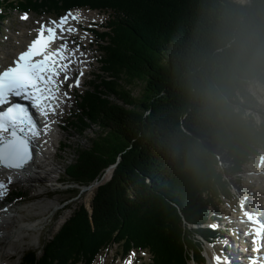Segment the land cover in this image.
Segmentation results:
<instances>
[{
  "label": "trees",
  "instance_id": "trees-1",
  "mask_svg": "<svg viewBox=\"0 0 264 264\" xmlns=\"http://www.w3.org/2000/svg\"><path fill=\"white\" fill-rule=\"evenodd\" d=\"M72 9L109 20L94 30L102 72L69 119L81 134L99 128L103 142L79 150L68 181L86 187L117 165L90 209L76 206L21 264H93L115 245L123 257L148 251L151 264H205L219 236L205 225L233 195L215 152L228 154L237 176L264 148V121L246 117L240 99L264 82V0H0V22L12 10ZM137 83L140 98L127 89Z\"/></svg>",
  "mask_w": 264,
  "mask_h": 264
},
{
  "label": "rangeland",
  "instance_id": "rangeland-1",
  "mask_svg": "<svg viewBox=\"0 0 264 264\" xmlns=\"http://www.w3.org/2000/svg\"><path fill=\"white\" fill-rule=\"evenodd\" d=\"M23 14L25 13L17 10L9 11L4 21L0 22V62L3 64H10L12 58L17 53V50L22 47V42L30 41L34 37L35 32L33 30L39 27L37 21L46 22L49 19H57L58 17L49 14L38 15L31 12L29 13V17L31 16L32 19L28 18L27 20H21ZM82 15L85 17H93V19L92 21H88L87 24L84 21L79 24H76L73 21L75 27L80 26L87 30L93 27L92 29L102 31L103 26H106L109 20L108 14L97 11L94 12L82 9ZM84 33L88 34L86 38H82ZM75 36L77 37L75 38V41L79 44L80 49L83 44L79 37L81 39H86L85 41H89L91 48L89 49L85 46L83 51L91 54V59H88L87 61L85 60L86 63L90 62V64H80L79 69L75 72L76 75L74 76L76 79L80 69L83 68V76L80 78L79 87L75 89L74 87L69 88V84H73L74 81L69 82L67 87L64 85L63 92H65L66 87V92H68L70 99L64 104V109L61 110L59 114L60 116L57 120V123L62 128H58L56 146L55 148H51L52 152L54 150L58 151L56 155L54 154L51 157V162L54 165L49 171L51 177L43 171L41 177H45V181L34 182L32 184L28 183L29 186L27 184H22V188L19 184H14L10 188L11 192L22 194L19 195V197H21L19 199H15L14 196H11L9 201H7L5 206H7V208H12L11 215L21 216V218L27 220L40 219L43 222L39 229L26 233L27 237L25 241H21L15 251L9 250L10 252H16L15 258L10 261L11 264H21L23 256L29 251H39V254H41L40 251L43 248V243L51 240L53 236L58 233L63 224L73 215L76 206L78 207L80 204H85L87 208L90 209L97 187L100 184L109 181L113 176L112 173L110 178L99 184L96 183L97 180L95 179L86 187L74 186L68 181L67 168L69 164L75 163L77 159H80L77 154L79 150H84L85 154L89 155L88 152H91L101 141L103 142L104 138L100 134L102 131H99V128H95L94 131L88 130L81 134L75 127L69 125V119L76 115V112L78 111V102L76 99L78 93H82L86 90L91 82L96 80L98 74L102 72V63L100 61L102 59V53L99 47L100 38L93 32L81 30H79ZM71 41L73 40L71 39L69 44H72ZM72 45L74 48L76 47L75 44ZM0 66L2 65L0 64ZM143 88L144 85L142 83L127 87V89L132 91V96H134V98H140L143 96ZM240 99L244 105L248 104L249 106L245 109L246 117H252L257 124L262 123L264 121V82L259 80L255 81L250 86L247 97L241 96ZM64 144L67 145L65 148L63 146ZM211 151L215 152V150L212 149ZM261 153L260 156L249 162L246 167L250 168V166H252V169H255L256 167L264 169V148ZM215 154L218 156L219 168L223 173L224 179L231 185L232 194H234L236 190L239 192L243 191L244 189L239 187L240 184L236 183V177L238 175H231L229 168L232 164V160L228 158V154L226 155L222 152H215ZM243 169L247 170L246 168H241L240 172ZM252 173L253 172H251V174ZM94 185L97 187L92 188ZM242 186L244 187L245 185ZM74 187L79 189L78 194L72 193ZM26 188H29V192L27 193L25 192ZM250 190L251 187L248 186L246 191L251 192ZM220 212H222L223 217L227 216L230 218H236L243 214L238 201L229 202L227 200H224L222 203ZM237 220H239V218ZM232 233H234V230L230 229L227 234V237L230 240H232ZM223 239H225V237H222V239L215 244H208L205 246V264H210V258L219 255L220 249L224 248L222 242ZM117 247L118 245H115L112 249L102 252L97 257L94 264H125V261L129 259L130 256L123 259L124 257L121 256L123 254ZM235 251L239 252L237 248H235ZM132 253H135V256L131 257L132 264H151L152 255L148 251H134ZM191 264L195 263L192 262Z\"/></svg>",
  "mask_w": 264,
  "mask_h": 264
},
{
  "label": "snow or ice",
  "instance_id": "snow-or-ice-1",
  "mask_svg": "<svg viewBox=\"0 0 264 264\" xmlns=\"http://www.w3.org/2000/svg\"><path fill=\"white\" fill-rule=\"evenodd\" d=\"M28 18V13L21 16V20ZM84 19L80 12L69 11L58 19L37 21L39 27L33 30L35 37L14 55L8 66H0V200L7 195L14 180H23L31 173V165L48 143L46 137L55 124L49 117L57 115L64 100L70 99L68 92H61V88L71 79L69 73L78 60L77 52L81 57H86V53L80 52L76 41H71L76 47L70 48L69 37L79 32L73 21L79 24ZM87 35L84 33L82 38ZM79 63L83 65L86 61L79 60ZM82 76L83 68L69 88L79 87ZM13 98L26 103L14 102ZM29 106L41 117L39 123ZM7 214V206L0 208V221ZM244 215L254 225L244 233L251 236L250 264H264V222L250 212ZM134 256L135 253L130 254L125 264H132ZM213 259L214 264H226L219 255Z\"/></svg>",
  "mask_w": 264,
  "mask_h": 264
},
{
  "label": "bare ground",
  "instance_id": "bare-ground-1",
  "mask_svg": "<svg viewBox=\"0 0 264 264\" xmlns=\"http://www.w3.org/2000/svg\"><path fill=\"white\" fill-rule=\"evenodd\" d=\"M77 11L80 12L82 15V10H74L72 12L75 13ZM83 17L85 18L83 21L86 24L88 23V21H92V19H93V17L91 18L90 16H87V17L83 16ZM29 18H31V16ZM76 27L79 30L82 29L83 31L91 32V31H89L83 27H80V26H76ZM79 39L83 44V46L80 49V52L86 53V57H81L80 53L77 52L76 55L78 57V60L75 64L72 65V70L69 73V76L71 77V79H73V76L76 75L75 72L79 69V66H80L79 60H86L87 61L88 59H91V54L89 52L83 51L85 46L89 49L91 48L89 41H85L86 39H81L80 37H79ZM28 42L29 41L22 42V47H20L17 50V53L19 51L23 50L26 47V45L28 44ZM76 44H78V43H76ZM0 64L2 66H5V67L9 65V64L8 65L3 64L2 62H0ZM86 64L89 65L90 62H88ZM61 79H63V76H61ZM72 81H74V79ZM64 85H66V84L65 83L63 84V86L61 88V92H63ZM64 101L68 102L69 100L65 99ZM61 105H62V107H64V102ZM54 120L56 121L58 119L54 118ZM58 128H62V127L59 125H56V122H55V124L52 126V131L49 132L48 136L46 137V139L48 140V143L43 145L42 153L35 160V163H33L31 165V168H32L31 173L28 176H26L23 180H14L13 183L9 186V188H11L14 184H19L20 187L22 188V184H25V185L27 184L29 186V184H32L34 182L45 181V179H44L45 177L43 178V177H41V175H39L40 173H36V169H42L43 168V170H45V173L51 177V174L49 173V171L52 168V166L54 167V165L51 162L52 152L49 149L56 146L55 144H56V140L58 138V136H57L58 135L57 134ZM113 170H114V168L109 167L107 169V171L103 174L101 179L96 181V183L99 184V183L105 182L108 178L111 177ZM257 172L260 175H264V169L258 170ZM95 187H97V186H95V185L92 186V188H95ZM25 192L26 193L29 192V188H26ZM10 193H9V195H10ZM9 195H8V197H9ZM246 196H248L247 193H246ZM6 200L7 199L0 200V208H3L2 206L5 204ZM27 208H28V206H27ZM11 213H12V211H9L8 214L4 216L3 220L0 221V233H2V235H0V264H11L10 261L15 258L16 252L15 253L10 252L9 250L15 251V249H17L19 243L21 241H25V239L27 237L26 233H30L31 231H35V230L39 229V227L43 223L40 219L27 220L25 218H21V216L11 215ZM242 216L239 218V222H241V224H243L244 221H246L245 217H242ZM241 226L244 227V225H241ZM18 238H20V239H18ZM238 251H239V249H238ZM240 252L241 251L236 252L235 248L230 246V253H229V258H228L230 264H243L245 262V259L241 258V256L239 255ZM210 264H214V260L212 258H210Z\"/></svg>",
  "mask_w": 264,
  "mask_h": 264
},
{
  "label": "water",
  "instance_id": "water-1",
  "mask_svg": "<svg viewBox=\"0 0 264 264\" xmlns=\"http://www.w3.org/2000/svg\"><path fill=\"white\" fill-rule=\"evenodd\" d=\"M117 165V164H116ZM116 165H113L111 168H116ZM112 178V177H111Z\"/></svg>",
  "mask_w": 264,
  "mask_h": 264
}]
</instances>
